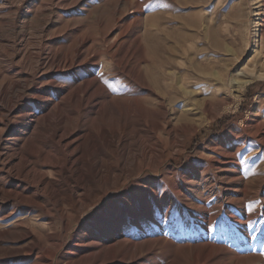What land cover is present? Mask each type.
Wrapping results in <instances>:
<instances>
[{"label": "rangeland", "instance_id": "obj_1", "mask_svg": "<svg viewBox=\"0 0 264 264\" xmlns=\"http://www.w3.org/2000/svg\"><path fill=\"white\" fill-rule=\"evenodd\" d=\"M256 1L0 0V95L5 86H11L7 99L0 96V107H7L12 99H27L36 109L34 102L38 100L32 98L39 95V90L53 93L54 87L71 90L94 76L107 91V96L99 100L106 102L109 97H121L126 83L119 71V61H123V66L134 67L140 47L147 51L144 50L143 66L152 62L151 52L156 45L168 55L172 50L179 51L176 61L181 58L185 61L183 71L188 92L181 91L177 101H167V120L171 124H166L164 131L159 130L157 140L143 144V147L164 144V155L157 164L129 162L125 178L112 185L115 189L125 183L123 195L108 197L100 187L102 198L96 202H104L103 207L87 213L88 209L80 211V216L85 215L82 233L98 224L101 226V216L106 214L112 220L103 224L112 228L116 224L113 218L116 212L120 215L123 211L126 199L133 204L131 212L141 215L144 209L138 204L143 194L154 199L155 193L163 200L172 188L171 183L175 182L180 189V197L175 200L188 210L175 205L169 209L171 203L164 211L155 207L150 220H161L162 225L166 221L169 229V234L161 237L163 240H173L174 245L193 241L203 244L205 241L224 247L229 253L223 250L218 255L223 264H264V59L256 54V49L260 48L256 47L258 29L264 28V23L261 21L257 25L260 20L254 15L258 7ZM77 51L81 52L80 57ZM96 54L95 74H87V63ZM244 81L249 85L240 91L239 85ZM35 84L38 91L33 88ZM149 105L157 120L158 106ZM36 111L32 112V119ZM82 113L99 118L98 109ZM108 114L119 127L125 124L118 110L112 108ZM11 117L15 121L22 120L19 111ZM11 134V131L2 133L4 137ZM218 144H231L235 157L224 158L223 149L216 147ZM98 149L100 158L115 159L108 144L102 143ZM170 165L172 173L168 169ZM239 190L247 192L246 199L238 194ZM12 208L13 204L8 211ZM203 210L209 211L208 219L213 224L210 232L204 228L207 222L202 218ZM174 212L179 215L173 219ZM26 213H15L0 221L2 245L18 247L29 242L7 236L9 231L16 229L36 231L46 243L49 235L61 231L58 219L54 218L55 222L42 228L45 221L33 220L38 211ZM119 220L128 225L124 217ZM72 222L74 227L81 223L74 218ZM178 235H184L186 241L179 240ZM209 236L212 240L207 238ZM74 239L66 246L59 242L52 245L54 264L81 262L83 257L69 253ZM156 245L160 246L159 242ZM160 248L154 255L145 253L142 264L160 260V264H170L172 258L164 251L172 249ZM38 257L37 250L32 255L8 258L6 264H43Z\"/></svg>", "mask_w": 264, "mask_h": 264}, {"label": "bare ground", "instance_id": "obj_2", "mask_svg": "<svg viewBox=\"0 0 264 264\" xmlns=\"http://www.w3.org/2000/svg\"><path fill=\"white\" fill-rule=\"evenodd\" d=\"M255 3L258 7L254 15L260 20L257 22L259 26V22L264 23V0H257ZM258 31L259 40L258 43L256 42V47L260 48L256 49V54L264 59V28L261 27ZM202 38L198 37V39ZM162 49L156 45L151 52L152 62L147 66L141 65L146 58V50L142 47L139 48V56L134 67L123 66V61H119V71L124 75L126 83L121 97H109L110 99L106 102L99 100L107 96V91L97 76H94L85 81L84 85H77L71 90L61 87H54V93L39 90V95L32 98L33 101L38 100L34 102L36 109L27 99L21 101L12 99L9 100L7 107H0V221L13 217L15 213L27 214L26 212L38 211L33 220L45 221L42 228L55 222L54 218L59 220L61 228L57 235H49L47 243L36 231L19 229L9 231L7 236H15L19 242L26 240L29 242L18 247H5L0 242V264H6L8 258L17 255L35 254L37 250L38 258L43 261V264H54L52 245L59 242L66 246L74 238L75 244L70 246L69 253L83 257L78 264H112L114 261H118V264H140L145 259V253L147 256L154 255L160 247L164 250L172 249L164 251L172 258L170 264L224 263L218 258L223 250L226 254L229 253L224 247L204 243L205 241L203 244L193 241L194 243L185 242L174 245L173 240L161 238L169 234L166 221L162 225L161 220H150V214L155 207L164 211L169 203H171L169 209L175 205L178 209L188 210L180 201L175 200L180 197V189L175 182L171 183L172 188L169 187L171 190L163 200L158 199L155 193L154 199L143 194L138 204L144 209L141 215L131 212L133 204L129 202L130 199H126L123 211L120 215L116 212V217L113 218L116 219V224L112 228L103 224L105 221L112 220L106 214L101 216V226L98 224L86 233L81 232L84 230L85 215L80 216V211L88 209L85 211L87 213L96 207H103L104 202L99 204L96 202L102 198L100 187L109 195L108 197L123 195L126 192L125 183L115 189L112 185L115 182H121L120 179L129 171L131 164L129 162L140 164L139 162L145 161L157 164L161 160L160 157L164 155L166 149L164 144L152 143V146L144 145L145 147L143 144L152 139L157 140L159 130L164 131L167 128L166 124H171L167 120V101L174 102L181 91L186 93L188 91L184 72L185 61L182 58L176 61V58L180 57L177 55L179 51L172 50L168 55ZM80 55L81 52L77 51V57ZM97 57L98 54L87 63V74H95L94 71L98 65ZM127 57H130L128 53ZM63 58V56L59 57L60 60ZM74 79L79 80L77 77ZM240 84V91L249 85L248 81ZM33 88L38 91L36 84ZM10 94L11 86H5L0 96L5 100ZM149 97H153V100ZM149 104L158 106L160 111L157 120L154 119L155 114ZM109 107L121 113L125 121L124 125L119 127L118 123L112 121L111 114H108ZM95 109H98V119L90 118L88 114L82 113L85 110ZM34 110L38 111H36L35 119H32L31 114ZM16 111H19L22 120L15 121L11 117ZM8 131L13 134L4 137L2 133ZM81 131H83L82 134ZM168 133L173 134L171 131ZM102 143L111 147V155L115 159L108 161L100 158L101 152L98 148ZM231 144L216 146L217 149H223L221 154L224 158L235 157V150ZM185 147L186 145L183 146V151L186 150ZM219 163L222 164L223 161L220 160ZM168 169L172 173L171 165ZM234 179L239 180L237 177ZM238 194L246 199L247 192L239 190ZM12 204L13 210L8 211ZM178 215V212H174L173 219ZM202 215L203 220L206 219L207 222L204 226L205 230L212 231L213 224L208 219L209 211L203 210ZM121 217L125 218L128 225L119 222ZM73 218L77 219V222L80 219L81 223L75 227L72 226ZM145 227L148 228L145 230ZM177 238L186 241L184 235H178ZM207 238L212 240L213 237ZM158 242L160 246L156 245ZM85 247L90 249L87 250ZM236 254L235 256H238ZM160 261L153 264H160Z\"/></svg>", "mask_w": 264, "mask_h": 264}]
</instances>
